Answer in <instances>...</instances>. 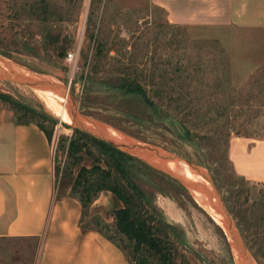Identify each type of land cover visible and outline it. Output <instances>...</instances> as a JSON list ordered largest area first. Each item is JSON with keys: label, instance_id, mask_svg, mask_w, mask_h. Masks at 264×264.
Here are the masks:
<instances>
[{"label": "rangeland", "instance_id": "obj_1", "mask_svg": "<svg viewBox=\"0 0 264 264\" xmlns=\"http://www.w3.org/2000/svg\"><path fill=\"white\" fill-rule=\"evenodd\" d=\"M39 15L53 20L52 32L58 40L55 44H43L47 25L37 19ZM167 20L166 11L153 5L151 0H0V49L12 53L0 52V55L31 70L54 76L69 90L72 101L83 115L133 140L160 147L205 168L224 199L227 190L236 185L241 203L256 210L255 214L248 215L251 231L246 234L247 238L231 214L253 261L264 264V181H254L240 174L230 154L209 161L207 147L181 138L170 124L153 118L151 110L139 97L123 96L110 88L111 76L107 74L134 65L142 82L148 84L153 81V66H171L179 57L186 59L189 54L199 56L197 53L202 46L206 48L200 57L210 51L212 54L204 58L215 55V60L220 62L223 49L234 88L231 100L236 103L230 108L231 119L235 122L239 117V122H245L251 132L248 138L264 139V28L213 23H173L181 27H170ZM213 41H217V45ZM31 43L40 47L37 56L24 49ZM99 43L103 51L97 59L95 52ZM63 50L66 55L60 54ZM69 52L75 54L71 61L67 59ZM171 56L174 57L170 60ZM96 63L101 72L91 75ZM0 91L36 109L41 107L55 119L52 124L39 118L46 129L53 130L50 134L55 175L65 178L62 174L68 162L67 142L74 128H79L78 124L62 120L29 86L0 79ZM221 94L219 92L220 99ZM1 104L11 107L0 99ZM221 112L217 114L220 125L224 120ZM139 159L152 169L145 164L130 163L132 175L164 219L176 227L177 236L172 235L171 239L177 247L179 264H238L225 229L197 202L191 190L164 169L144 158ZM85 163L90 164L88 159ZM107 197L101 200L106 202L110 213L113 205ZM97 199L93 202L96 203L94 209L100 210L101 200ZM102 208L104 214H91L88 210L85 222L96 227L93 218L102 217L112 224L109 233L123 246L133 264H158L146 250L136 257L133 244L125 235L114 231L112 214L107 213L104 206ZM37 243L30 238L0 240V264H35Z\"/></svg>", "mask_w": 264, "mask_h": 264}, {"label": "trees", "instance_id": "obj_2", "mask_svg": "<svg viewBox=\"0 0 264 264\" xmlns=\"http://www.w3.org/2000/svg\"><path fill=\"white\" fill-rule=\"evenodd\" d=\"M162 10L165 11L164 8ZM37 19L47 25L43 32V44L48 42V46L58 42L52 32L53 20L42 15ZM167 22L170 27H181L169 20ZM213 42L217 45V41ZM39 48L31 43L24 49L29 54L37 56ZM205 48L201 47V51L197 53L199 56L189 54L186 59L179 57L171 66H153V81L148 84L142 82L140 73L134 65L107 74L111 76L110 88L123 96L142 99L151 110L153 118L170 124L181 138L207 147L209 161L210 159L217 161L229 155L233 135L251 137V132L245 126V122L238 121L239 117H236L235 122L231 119L230 108L236 103L231 100V90L234 88L230 82L225 51L222 49V59L217 62L215 55L214 58L212 56L209 59L204 58L205 55L212 54L210 51L205 53L204 57H200ZM102 51L99 43L95 52L97 59ZM0 52L5 55L12 54L7 50L0 49ZM60 54L66 55L65 50ZM99 72L101 67L96 63L93 65L91 75ZM90 80L94 81V77L90 76ZM219 92H222L221 99ZM0 99L15 111L19 123H37L51 140L52 128L46 129L39 118L52 124L55 123V119L47 115L41 107L40 109L31 107L3 91H0ZM220 111L221 118L224 119L221 125L217 120ZM203 125L207 128L203 129ZM67 143L68 162L62 175L73 181L72 194L82 202L84 214H88L90 206L102 191L113 192L123 203L112 212L114 231L125 235L133 244L135 256L146 250L153 255L158 264H179L177 247L171 239L172 235L177 236V229L155 208L152 198L133 177L129 164L138 163L141 166L145 164L149 169L152 168L138 157L80 128H74V133L68 138ZM86 159L90 164L85 163ZM235 186L227 190L225 200L247 238L251 231L248 215L255 214L256 210L241 203L237 197L240 190ZM82 221L85 229L98 230L124 250L115 236L109 233L111 223L100 216L92 220L96 227L85 222L84 216ZM129 260L133 264L130 258Z\"/></svg>", "mask_w": 264, "mask_h": 264}, {"label": "crops", "instance_id": "obj_3", "mask_svg": "<svg viewBox=\"0 0 264 264\" xmlns=\"http://www.w3.org/2000/svg\"><path fill=\"white\" fill-rule=\"evenodd\" d=\"M151 1L175 24L264 28V0ZM229 154L240 174L264 181V139L234 136ZM72 183L55 175V153L46 132L35 122L19 123L15 111L1 104L0 240H37L35 264H131L115 242L83 227L84 208L72 194ZM103 196L113 205L111 214L123 205L111 191H102L97 201ZM105 203L101 200L109 213ZM95 204L89 213L104 214Z\"/></svg>", "mask_w": 264, "mask_h": 264}, {"label": "water", "instance_id": "obj_4", "mask_svg": "<svg viewBox=\"0 0 264 264\" xmlns=\"http://www.w3.org/2000/svg\"><path fill=\"white\" fill-rule=\"evenodd\" d=\"M0 57L5 58L8 61H11L15 64V68L12 66H2V64L0 63V79H7V80H11L15 83L21 84V85H26L29 86L33 89H38V90H66V87L63 86L62 84H60V82L54 77L51 76L50 74H46V73H41V72H37L34 70H31L29 68H27L26 66H22L20 64H17L16 62H14L13 60H11L10 58H7L6 56H2L0 55ZM22 67L25 70H27L30 73V76H25V77H21L17 70L16 67ZM66 91L69 92V90L67 89ZM73 119L74 121L78 118V116L81 117H87L86 115H83L82 113L79 112V110L77 109V107L75 106V103L73 105ZM78 127L82 130H85L89 133H91L94 136H97L101 139H104L108 142H110L111 144L115 145L116 147L128 152L129 154H132L138 158H143L139 155H137L136 153H134L132 150L135 148L136 146H140L142 148L151 150V152H153L155 155L157 154V156H154V160L153 161L154 165L164 169L165 171H167L168 173H170L172 176H174L175 178H177L178 180H180L182 183H184L187 188L189 190H191L192 194L196 197V194L198 195V197H200V200L207 205L208 207H210L213 211H215L217 214L223 215L225 222L227 224V227L229 228L230 231V236L229 238H231V242H232V246L233 249H235L234 246L237 247V241L235 240V236L239 235V232L237 230V226L235 223V220L233 218V215L231 214V211L224 199L223 194L221 193L220 189L217 187V185L215 184V182L213 181V179L209 176L208 171L195 164L192 162H189L188 160H186L183 157H180L170 151H167L165 149H162L160 147L157 146H153L150 144H146L140 141H135L134 147L127 145L125 143L119 142L118 140H115L113 138H109L104 136L103 134L99 133L97 130H93L91 129L89 126L83 125V124H78ZM146 159V158H144ZM147 160V159H146ZM173 161V160H178L179 162H185L187 163L191 168H193L197 173L201 174L203 177L205 176V178L208 180V182L202 183L200 181L197 180H192L189 177H186L183 174H180L179 172H176L175 170L171 169V168H165L166 164H161L160 162L164 161V162H169ZM149 161V160H147ZM160 161V162H157ZM150 162V161H149ZM241 238V237H240ZM242 241V240H241ZM234 242V245H233ZM241 245V244H240ZM237 256L235 255L236 259L240 257V259H237L238 264H255V262L253 261L252 256L250 255L247 247L245 246L244 242L242 241V245L239 247H237ZM240 248V249H239Z\"/></svg>", "mask_w": 264, "mask_h": 264}, {"label": "bare ground", "instance_id": "obj_5", "mask_svg": "<svg viewBox=\"0 0 264 264\" xmlns=\"http://www.w3.org/2000/svg\"><path fill=\"white\" fill-rule=\"evenodd\" d=\"M0 63L2 64V66H12V67L15 66V64L13 62L8 61L3 57H0ZM16 70L21 77L30 76V73L22 67L17 66ZM66 90L64 91V90H38V89H36V91L38 93L37 95H40L41 99L42 98L44 99V101L46 102L48 107H50L56 113V115H59L62 118V120L66 121L67 123H71L72 125L83 124V125L89 126L91 129L97 130L99 133L103 134L106 137L113 138L115 140H118L119 142H122V143H125L127 145L134 147V145H132L135 143V141L133 139L129 138L126 135H123L122 133L118 132L117 130H115L114 128H112L106 124L99 123V122H97V121H95L89 117H81V116H78V118L74 121L73 115H72V113H73L72 108L74 105V101H72L73 98H71L72 96H71L70 92H68ZM132 151L134 153H136L137 155H139L143 158H146L147 160H149L152 163H154L153 161H155L154 156H157V154L155 155L153 153L154 151L151 152V150H148V149L142 148L140 146H136V145ZM157 162H160V161H157ZM160 163L163 165L166 164L165 165L166 169L171 168V169L175 170L176 172H179L180 174H183L186 177H189L192 180H197V181H200L202 183L208 182V180L205 178V176L203 177L201 174L197 173L188 164H184L185 162L180 163L178 161L177 162L176 161H169V162H164V161L162 162L161 161ZM196 199H197V202L210 215H212L215 218V220H217L223 226V228L225 229L228 236L231 237L229 235L230 231H229V228L227 227V224L225 222L223 215L217 214L210 207L205 205L200 200V197H198L197 194H196ZM235 240L237 241V247L238 246L240 247L242 245L241 238L238 235H236ZM233 245H234V242H233ZM234 247H235L234 252H235V255L237 256L238 248L236 246H234ZM237 259H240V257Z\"/></svg>", "mask_w": 264, "mask_h": 264}, {"label": "built area", "instance_id": "obj_6", "mask_svg": "<svg viewBox=\"0 0 264 264\" xmlns=\"http://www.w3.org/2000/svg\"><path fill=\"white\" fill-rule=\"evenodd\" d=\"M74 55L75 54L73 52H69L67 59L70 60V61L73 60L74 59Z\"/></svg>", "mask_w": 264, "mask_h": 264}]
</instances>
